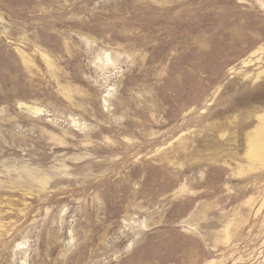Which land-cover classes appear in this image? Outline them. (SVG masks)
<instances>
[{
  "label": "rangeland",
  "instance_id": "374dc122",
  "mask_svg": "<svg viewBox=\"0 0 264 264\" xmlns=\"http://www.w3.org/2000/svg\"><path fill=\"white\" fill-rule=\"evenodd\" d=\"M0 264H264V0H0Z\"/></svg>",
  "mask_w": 264,
  "mask_h": 264
}]
</instances>
